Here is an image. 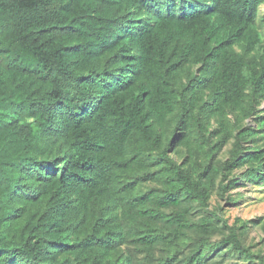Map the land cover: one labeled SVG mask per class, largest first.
Returning a JSON list of instances; mask_svg holds the SVG:
<instances>
[{
    "label": "trees",
    "instance_id": "trees-1",
    "mask_svg": "<svg viewBox=\"0 0 264 264\" xmlns=\"http://www.w3.org/2000/svg\"><path fill=\"white\" fill-rule=\"evenodd\" d=\"M262 4L0 0V264L252 255L233 228L212 241L220 217L195 220L191 205L208 204L219 174L221 193L264 184V146L244 145L264 114L218 169L207 162L233 137L229 110L249 117L264 100Z\"/></svg>",
    "mask_w": 264,
    "mask_h": 264
},
{
    "label": "rangeland",
    "instance_id": "rangeland-1",
    "mask_svg": "<svg viewBox=\"0 0 264 264\" xmlns=\"http://www.w3.org/2000/svg\"><path fill=\"white\" fill-rule=\"evenodd\" d=\"M260 24L264 34V4L260 8ZM189 67L192 74L199 72V65H189ZM254 107L255 110L249 117L245 116L244 111L240 109L229 110L228 119L232 124L233 137L211 159L207 160V162H212L216 169L222 161L230 156L239 130L243 127H257V115L264 114V100L255 98ZM209 128L212 131V142H214L222 130L216 117H211L209 120ZM262 133L264 132H260L255 138L247 140L244 145L264 146ZM171 153L179 162L189 164L188 152L184 145L175 146ZM244 169L245 167L237 168L233 174L238 175ZM216 179V185L212 189L208 204L201 205L195 202L191 205L194 219L198 220L211 212H215L220 217L221 229L212 235V241H219L231 232L232 228L240 234L244 246L249 248L253 254L247 256L236 251H227L225 258L229 264H264V184L262 182L242 181L240 186L221 193L218 187L221 174ZM154 186H156L155 183L147 182L143 185V189L148 190ZM127 247L128 245H124L122 250L125 251ZM189 251L190 247H186L185 253Z\"/></svg>",
    "mask_w": 264,
    "mask_h": 264
}]
</instances>
